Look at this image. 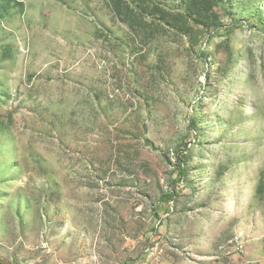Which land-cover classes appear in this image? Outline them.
I'll return each instance as SVG.
<instances>
[{
	"label": "rangeland",
	"instance_id": "1",
	"mask_svg": "<svg viewBox=\"0 0 264 264\" xmlns=\"http://www.w3.org/2000/svg\"><path fill=\"white\" fill-rule=\"evenodd\" d=\"M0 257L264 264V0H0Z\"/></svg>",
	"mask_w": 264,
	"mask_h": 264
},
{
	"label": "trees",
	"instance_id": "2",
	"mask_svg": "<svg viewBox=\"0 0 264 264\" xmlns=\"http://www.w3.org/2000/svg\"><path fill=\"white\" fill-rule=\"evenodd\" d=\"M231 29H232V28H230V30H229L228 32H231ZM180 168H181V169H180V171H179V177H178V179H177L176 181H174V184H178V183L182 182V181L185 179V177H186V171H185V169H184V166L181 165ZM174 198H175V194H174L173 192H171V193H169L167 196H165V197L162 199V201H163L164 203H168V202L174 201Z\"/></svg>",
	"mask_w": 264,
	"mask_h": 264
},
{
	"label": "water",
	"instance_id": "3",
	"mask_svg": "<svg viewBox=\"0 0 264 264\" xmlns=\"http://www.w3.org/2000/svg\"><path fill=\"white\" fill-rule=\"evenodd\" d=\"M0 264H12V263H10V262H8V261H6L0 257Z\"/></svg>",
	"mask_w": 264,
	"mask_h": 264
}]
</instances>
